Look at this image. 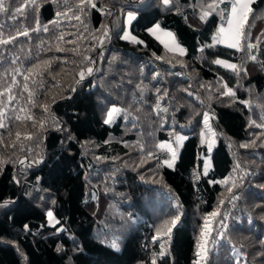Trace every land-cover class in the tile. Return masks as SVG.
Segmentation results:
<instances>
[{"label": "trees", "instance_id": "trees-1", "mask_svg": "<svg viewBox=\"0 0 264 264\" xmlns=\"http://www.w3.org/2000/svg\"><path fill=\"white\" fill-rule=\"evenodd\" d=\"M93 2L80 11V0H37L38 7L5 0L0 12L3 37H16L0 44V158L8 161L0 168V264H193L204 218L214 210L208 264H264V127L256 126L264 124V0L251 5L242 42L256 45L250 53L212 44L224 4L201 20L210 0H176L168 9L160 0ZM131 10L140 43L120 38ZM154 24L184 53L152 37ZM102 26L110 38L101 44ZM24 30L27 36L18 34ZM225 86L235 95H224ZM113 106L123 111L106 125ZM205 113L216 133L211 152L200 139ZM178 135L186 139L168 167L163 160L171 156L158 145ZM173 216L180 219L171 240H154Z\"/></svg>", "mask_w": 264, "mask_h": 264}, {"label": "snow or ice", "instance_id": "snow-or-ice-1", "mask_svg": "<svg viewBox=\"0 0 264 264\" xmlns=\"http://www.w3.org/2000/svg\"><path fill=\"white\" fill-rule=\"evenodd\" d=\"M176 0H160V3L164 6L165 9H168L173 3H175ZM256 0H210V2H207L205 4L201 5V11H200V19L205 20L209 15L212 14V12H215L217 9L220 8L221 4L225 5L224 9L220 10V15L224 22L226 23L227 27L221 26L218 28L217 33L213 36V43H222L228 48H233L236 51H242L245 48L249 51V53L256 48V45H253L251 43L244 44L242 43L245 41L248 37V33L246 31V25L249 23V15L253 13V8L251 7L252 4H254ZM30 5H37V0H29ZM228 5H230V9L228 8ZM85 6H91L92 8L96 7V4L93 2V0H80V4L77 5L78 9L80 11H84ZM27 7V5L17 7L16 8V13L13 14V18L15 19L16 14H22L24 11V8ZM7 11L5 8V0H0V12ZM57 15H67V13H57ZM128 22L130 23L132 20L136 18L135 14L133 12H128ZM75 19L79 20V16H75ZM39 25V21L37 20L36 22ZM51 23H56V21H52ZM103 32L102 35L98 38L100 43L102 44L105 39L110 38L108 34V30L106 27L102 26ZM33 31H39V28L32 29ZM44 31H48L47 26H43ZM153 35H156L157 32L160 31V26L157 24L153 29L149 30ZM19 35H28V31H20L18 33ZM164 35L168 36L171 39V44L172 47H169L168 44H165V47L169 49V51H178L180 54L184 53V49L180 47V45L176 42L175 36L172 33H164ZM121 39L124 40H131L134 43H140V41L136 40L134 36H131L130 33L127 30L123 31V35L120 37ZM16 39L15 36H10L8 39H5L3 37L2 32H0V44H8L12 40ZM58 39H63V35L58 37ZM259 39V37H258ZM63 49L57 48V51H62ZM251 60H255L256 57L253 55H249L248 57ZM85 60L88 59V57H84ZM214 63L222 65L224 67H227L231 70H233L235 73L239 74L241 71V68L238 67L236 64H228L225 61L222 60H215ZM45 65L50 66L49 61L44 62ZM40 65H35L32 69H28V74L24 76L25 81H27L34 73L35 69H39ZM86 72L90 75L93 72V69L91 67L86 68ZM35 74H39V72H36ZM80 80H83L85 78V72L80 71L79 72ZM15 82V81H13ZM79 83V81H77ZM24 90L28 91V85H24ZM10 92V88L8 89ZM72 91H75V88L72 89ZM224 95L228 96H234L235 93L227 88L225 86V92L223 93ZM0 95H3V93H0ZM33 93L29 92V98L31 102V97ZM191 95V93H189ZM9 99H14V97H9ZM247 103V102H246ZM44 111H48L47 105L43 106ZM157 109L166 111V109H160L159 104H157ZM23 111V109L21 110ZM123 111L122 109L113 106L109 108L106 112V118L104 119L103 123L106 125H110L111 123L114 122V119L117 115H119ZM3 116V113L0 112V117ZM27 119H32L31 116L26 117ZM16 119H20L19 116L16 117ZM264 119V118H262ZM209 116L207 113L204 114V124L207 129L208 134H210L212 137L216 135V133L212 132L211 127L208 124ZM257 127H264V124L256 125ZM4 127V123L2 119H0V128ZM40 127H44V122H40ZM205 135L204 132L201 133V136L203 137ZM17 139L20 137V133L18 132L16 134ZM31 136H25V139H31ZM186 139L184 136H177L176 137V147H173L172 144H160L158 147L160 149H167V152L170 154L171 159H164L163 163L166 164L168 167H172L175 163V160L177 159L178 156V148L181 145L182 141ZM14 143V142H13ZM209 151L212 150V145L214 143L213 140H209ZM254 143V142H253ZM248 145H241V147H247ZM143 151V149H141ZM149 155H152L149 153ZM8 161L0 158V168L4 164H6ZM23 161H21L22 163ZM210 162L206 161V169L207 166L209 165ZM239 165H237V168ZM241 179H243L241 177ZM221 184H227L228 180H223L219 181ZM232 187H236L235 181H233ZM232 187H229L227 191L229 193L232 192ZM261 187H264V185H261ZM232 199H237V197L233 196ZM220 204H223V200L220 201ZM48 217L50 220L54 219L52 212L47 213ZM219 215L218 210H214L212 213L209 214L208 217L204 218V226L201 229L200 235L197 238V243H196V252L195 255L197 259L193 262V264H208V257H209V252L210 248L208 246L209 241L208 237L211 236L212 229L210 227L211 225V219L210 218H215L216 216ZM180 217L179 216H173L170 220L164 221L163 225L161 228L157 230V237H154V240L157 239L161 235H166L168 237V240H171V233L172 229L176 226L177 222L179 221ZM224 219H227L225 216ZM58 223V221H56ZM223 223V222H221ZM226 228L227 225H224ZM25 229H27V225H25ZM114 249H118V245L114 242L111 245ZM59 250V249H58ZM167 249L165 248L164 244H161V250L159 255L162 257L166 255ZM152 264H156L155 259H153Z\"/></svg>", "mask_w": 264, "mask_h": 264}, {"label": "rangeland", "instance_id": "rangeland-1", "mask_svg": "<svg viewBox=\"0 0 264 264\" xmlns=\"http://www.w3.org/2000/svg\"><path fill=\"white\" fill-rule=\"evenodd\" d=\"M230 9V8H229ZM128 12H130V11H128ZM128 12H126V14H125V16H124V30H127L129 33H130V35L131 36H133V34L131 33V30H130V26H131V23H132V21L129 23L128 22V16H127V14H128ZM131 12H133L134 14H135V16H137V13L135 12V11H133V10H131ZM222 18V17H221ZM223 22L222 23H220L219 24V26H218V28L219 27H221V26H224V27H227V25H226V23L224 22V20H222ZM155 25H157V24H154V25H152L149 29H148V32H149V34L152 36V37H154L165 49H167L168 51H169V49L168 48H166L165 47V44H168L169 45V47H172V44H171V39L168 37V36H166V35H164V33H169L170 31H168V30H165V29H163V28H161L160 27V31L159 32H157L156 33V35H153L149 30L150 29H153L154 27H155ZM123 30V31H124ZM218 30V29H217ZM171 33V32H170ZM216 33H217V31H216ZM215 33V34H216ZM122 35H123V33H122ZM135 37V36H134ZM136 38V37H135ZM136 40H138L137 38H136ZM126 41H130V42H132L131 40H126ZM139 41V40H138ZM177 42V41H176ZM212 44H214L213 43V41H212ZM217 44H220V45H223V46H225L224 44H222V43H217ZM215 45V44H214ZM181 47V46H180ZM231 49H233V48H231ZM171 52H174V53H179L178 51H171ZM180 54V53H179ZM226 62V61H225ZM226 63H228V62H226ZM228 64H231V63H228ZM217 65H219V64H217ZM219 66H221V67H223V68H226V69H229V68H227V67H224V66H222V65H219ZM229 70H231V69H229ZM118 116V115H117ZM116 116V117H117ZM116 117H115V119H116ZM114 119V120H115ZM112 124V123H111ZM202 132H204L205 133V135L202 137L201 136V133ZM201 133H200V139H201V144L202 145H204L206 148H207V151L208 152H211V151H209V140H213L214 141V137H212L210 134H208V132H207V129H206V127L203 129V131H202ZM213 132V131H212ZM178 136H181V135H178ZM183 142V141H182ZM162 144H165V145H167V144H172V146L173 147H176V143H168V142H164V143H162ZM214 144H215V141H214V143H213V145H212V148H213V146H214ZM179 148H180V146H179ZM179 148H178V150H179ZM164 150H166L167 151V149H164ZM171 159V158H170ZM169 159V160H170ZM206 161H208V162H210V158H209V155L208 156H206V157H204L203 158V170H202V172H203V174L204 175H206L208 172H209V170H210V168H211V165H210V163H209V165L207 166V169H206ZM166 165V164H165ZM167 166V165H166ZM48 212H51V211H48ZM47 212V213H48ZM47 213H46V217H47V224L49 225V226H54L55 224H56V220H55V218H54V216H53V218L54 219H52V220H50V218L48 217V215H47ZM60 229H58V231H59ZM114 243V242H113ZM112 243V244H113Z\"/></svg>", "mask_w": 264, "mask_h": 264}]
</instances>
